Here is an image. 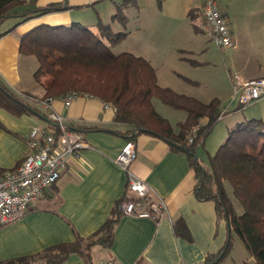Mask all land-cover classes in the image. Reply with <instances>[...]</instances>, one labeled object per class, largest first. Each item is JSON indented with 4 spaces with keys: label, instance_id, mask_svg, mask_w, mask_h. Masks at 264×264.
Instances as JSON below:
<instances>
[{
    "label": "crops",
    "instance_id": "crops-1",
    "mask_svg": "<svg viewBox=\"0 0 264 264\" xmlns=\"http://www.w3.org/2000/svg\"><path fill=\"white\" fill-rule=\"evenodd\" d=\"M123 1L33 0L35 8L49 5L55 8L39 15L32 12L24 21L18 16H8L13 22L0 31L3 33L0 35V77L16 97L31 106L29 112L20 114L0 107V169H12L26 156L27 137L32 127L52 130L54 125L48 118L51 110L61 114L69 127L71 124L101 127L75 129L84 134L90 147L82 149L78 158L68 161L54 185L22 217L0 226V260L33 254L57 242H71L75 239L74 233L82 237L90 235L126 192L127 172L113 160L126 140L128 126L114 121L113 108L87 95H78L67 107L62 99H52L41 106L35 100L41 99L42 86L24 82L19 67L21 58L28 56L19 53L20 37L28 30L40 24L78 23L96 28L97 21H102L114 31H120L121 24L111 16ZM203 1L135 0V4L124 9L127 27L123 39L127 42L126 51L151 63L160 85L179 92L182 88L174 86L175 79L189 78L194 84L201 80L184 72L183 64L188 58L178 53L206 54L201 60H193L190 65L193 71L220 68L219 79L214 81L219 84L209 87L210 98L206 99H217L223 116L214 124L203 145L196 148L198 159L208 168L209 157L232 128L250 119L264 121V96L242 106L232 97L230 80L234 73L246 80L264 78V12L236 11L235 0H217L218 5L220 1L224 4L225 9L219 8L227 18L234 40L233 47L221 52L202 36L205 33ZM240 1L245 8H250V0ZM164 68L170 70L161 74L160 69ZM212 82L210 79L209 83ZM191 95L208 101L195 92ZM132 141L136 156L127 169L164 199L168 217L154 220L122 214L109 247L92 246L89 262L72 253L61 264H103L110 257L121 264H205L208 255H216L223 248L228 236L227 221L218 215L213 200L196 196L197 179L184 153L147 132L138 133ZM177 218L184 221L187 235L175 234L173 221ZM249 258L252 260L251 255ZM249 260L244 263H250Z\"/></svg>",
    "mask_w": 264,
    "mask_h": 264
},
{
    "label": "trees",
    "instance_id": "trees-1",
    "mask_svg": "<svg viewBox=\"0 0 264 264\" xmlns=\"http://www.w3.org/2000/svg\"><path fill=\"white\" fill-rule=\"evenodd\" d=\"M131 4H135V0H124L111 16L121 24L120 31H114L102 21H97L95 30L78 23L70 26L40 24L20 37L19 53L37 58L38 66L33 76L43 88L41 99H61L70 91L98 98L113 108L115 122L128 126L126 140L147 132L165 140L175 151L184 153L197 179L196 196L213 200L218 215L228 224V236L221 249L224 253L214 264H220L224 259L233 235L243 241L252 257V262L245 264H264V121L250 119L237 124L209 157V167H205L196 155V148L203 145L218 120L219 101L203 102L162 86L157 81L155 68L147 59L129 51H111L110 46L126 34L124 9ZM54 8L55 5L35 8L33 0H0V24L8 16H18L24 21L32 12L39 15ZM153 97L186 112L185 119L176 123V130L155 110ZM0 107L14 114L31 109L16 97L1 77ZM78 127L101 128L97 124L70 126L72 129ZM4 171L0 169V174ZM226 182L242 207L241 213L236 212L225 193ZM129 197L126 188L105 221L90 235L82 237L74 233L75 239L71 242H57L33 254L0 260V264H61L72 253L89 262L92 246L111 245L122 215L120 204ZM173 230L177 235H187V227L181 218L173 221ZM221 251L208 255L205 264H211Z\"/></svg>",
    "mask_w": 264,
    "mask_h": 264
},
{
    "label": "built area",
    "instance_id": "built-area-1",
    "mask_svg": "<svg viewBox=\"0 0 264 264\" xmlns=\"http://www.w3.org/2000/svg\"><path fill=\"white\" fill-rule=\"evenodd\" d=\"M202 15L205 34L215 46L220 50L233 47L232 32L218 1L204 0ZM230 80L232 97L242 106L264 96V78L246 80L234 73ZM78 95L85 94L70 91L62 97L64 106H69ZM29 98L34 100L33 97ZM51 100L46 98L35 101L42 106ZM222 116L223 112H220L217 119ZM48 118L54 125L52 130L32 127L27 137L29 152L16 167L0 174V226L22 217L42 192L58 179L68 161L78 158L82 149L90 147L84 134L70 128L61 114L51 110ZM135 156L134 142L125 140L113 160L127 172L130 197L120 204L122 214L154 220L168 217L164 199L148 183L127 169ZM103 264L121 263L110 257Z\"/></svg>",
    "mask_w": 264,
    "mask_h": 264
},
{
    "label": "rangeland",
    "instance_id": "rangeland-1",
    "mask_svg": "<svg viewBox=\"0 0 264 264\" xmlns=\"http://www.w3.org/2000/svg\"><path fill=\"white\" fill-rule=\"evenodd\" d=\"M234 3L236 5L235 6V10L236 11H262L264 12V0L258 1V0H250L248 1V3L250 4V8L249 7H244L243 4L241 3L240 0H235ZM219 6L223 9H225L224 4L221 3ZM13 22V18L7 17L3 20V22L0 24V31L4 30L5 28H7L8 26H10V24ZM93 30H95V28H91ZM204 36V38L206 39L207 42L210 43V46H212L213 48H215V50L218 48L215 47L213 45V41L211 40V38L209 36H207L205 33L202 35ZM127 42L125 41V39H121L120 41L116 42L115 44H112L110 46V49L112 52L114 53H119L122 51H126V45ZM220 51V50H219ZM223 50H221L222 52ZM179 56H183L185 58H188L185 61V64H183V70L184 72H186V74H188V76H195L197 78H200V82L197 84H194L190 81V79H185V80H181V79H175L173 82V84H175L174 86H176V88L180 89L182 88V92L180 91V93H184L187 95H191V92H195L196 94L202 96V98H204V100H208L206 98H210L208 96H210V86H216L219 83L214 82L215 79L216 81H218V76L219 74V67H214L211 68L210 67H205L202 69H198V71H193V68H190V65H192L191 63H193V60L195 59H203L205 57V53L204 54H200L198 55H194V53H189V52H180L178 53ZM38 66V61L37 58L33 55H28V56H24L21 58L20 60V73L22 75V78L24 80V82H30L33 83L35 86H38L39 88H41V84H39V82L34 78L33 76V72L34 70L37 68ZM170 69L168 68H164L163 70L160 69V73L161 72H165L168 73ZM182 70V69H181ZM197 72L196 75H193V73ZM163 74V73H161ZM210 76V77H208ZM212 79L213 82L209 83V80ZM20 89H26V87H20ZM173 89V88H172ZM177 89V90H178ZM28 91H30V89H26ZM175 90V89H174ZM179 92V91H177ZM35 93V92H34ZM190 93V94H188ZM36 94V93H35ZM192 96V95H191ZM210 101V100H208ZM208 101H204V102H208ZM152 103L153 106L155 108V110L163 117L167 118L168 121L171 123V125L173 126V129L176 130V123L179 120H184L186 117V112L184 110L181 109H176L174 107H171L165 103H163L159 98L153 97L152 98ZM225 193L227 195V197L230 199V201L234 204L235 206V210L237 213H241L242 212V207L240 205V203L234 198L233 194H232V189L231 186L228 182L225 183ZM249 252L247 251V249L244 246L243 241L237 237L236 235H233V239H232V244L231 247L229 249V251L227 252V254L225 255L224 259L220 262V264H245L244 262L249 260L250 258ZM250 262H252V260H249Z\"/></svg>",
    "mask_w": 264,
    "mask_h": 264
},
{
    "label": "water",
    "instance_id": "water-1",
    "mask_svg": "<svg viewBox=\"0 0 264 264\" xmlns=\"http://www.w3.org/2000/svg\"><path fill=\"white\" fill-rule=\"evenodd\" d=\"M223 253H224V251H221V253L211 262V264L218 262L219 259L221 258V256L223 255Z\"/></svg>",
    "mask_w": 264,
    "mask_h": 264
}]
</instances>
